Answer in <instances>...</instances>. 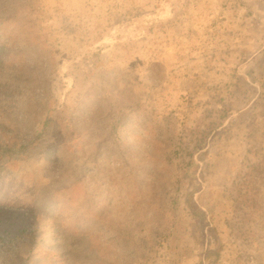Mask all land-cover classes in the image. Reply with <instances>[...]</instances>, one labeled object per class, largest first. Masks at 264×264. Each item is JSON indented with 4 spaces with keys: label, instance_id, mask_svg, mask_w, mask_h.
I'll return each mask as SVG.
<instances>
[{
    "label": "rangeland",
    "instance_id": "obj_1",
    "mask_svg": "<svg viewBox=\"0 0 264 264\" xmlns=\"http://www.w3.org/2000/svg\"><path fill=\"white\" fill-rule=\"evenodd\" d=\"M0 264H264V0H0Z\"/></svg>",
    "mask_w": 264,
    "mask_h": 264
}]
</instances>
